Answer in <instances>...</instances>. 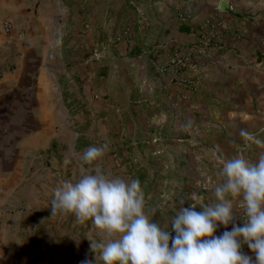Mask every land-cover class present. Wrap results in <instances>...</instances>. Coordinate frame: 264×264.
Here are the masks:
<instances>
[{
	"label": "crops",
	"instance_id": "obj_1",
	"mask_svg": "<svg viewBox=\"0 0 264 264\" xmlns=\"http://www.w3.org/2000/svg\"><path fill=\"white\" fill-rule=\"evenodd\" d=\"M262 7L264 0H0V24L12 25L2 37L12 48L0 51V264H94L88 257L73 261L65 251L42 256L36 248L41 239L29 233L42 223L59 229L52 194L62 181H71L74 157L82 169L80 127H94L100 140L108 132L102 97L125 94L132 103L125 131L130 143L121 146L131 147L130 154L121 152L131 174L146 167L144 150L156 130L169 123L179 132L182 103L191 104L195 96L217 97L222 89L226 95L214 99L207 113L227 121L204 136L215 133L222 147L237 152L243 148L241 128L264 139L262 115L257 121L251 111L264 101V63L258 59L264 52ZM62 12L89 23L68 54L42 45L61 33L31 29L33 23L56 21ZM179 14L185 22L178 21ZM174 54L185 58L183 68L168 65ZM172 103L176 107L167 110ZM163 133L165 138L169 132ZM214 148L219 146L210 151ZM256 152L254 146L244 150L250 161ZM67 216L62 214L63 231L70 228ZM46 242L53 244L52 238Z\"/></svg>",
	"mask_w": 264,
	"mask_h": 264
},
{
	"label": "clouds",
	"instance_id": "obj_2",
	"mask_svg": "<svg viewBox=\"0 0 264 264\" xmlns=\"http://www.w3.org/2000/svg\"><path fill=\"white\" fill-rule=\"evenodd\" d=\"M238 136L243 148L236 155L211 150L221 179L212 185L210 199L194 194L193 203L180 206L167 229L146 213L138 179L110 176L99 167L107 143L83 150L80 160L90 171L54 189L51 213L91 221L104 234L103 241L90 243L94 264L97 259L100 264H264V139L244 128ZM253 146L256 158L250 161L244 150ZM230 224V230L215 235Z\"/></svg>",
	"mask_w": 264,
	"mask_h": 264
},
{
	"label": "rangeland",
	"instance_id": "obj_3",
	"mask_svg": "<svg viewBox=\"0 0 264 264\" xmlns=\"http://www.w3.org/2000/svg\"><path fill=\"white\" fill-rule=\"evenodd\" d=\"M258 13L261 15L260 17H264V7L260 10L258 9ZM25 25L27 27L28 24ZM32 25V30L51 32V34L55 32L61 33L60 38H54V34L49 35L52 37L45 38L42 45L52 53L55 50H60V52L64 54L72 52L73 48L78 46V43L82 41L78 36H83V32L88 30L89 27V23L86 22L84 18L75 16L66 17L64 12H62L61 16L57 17L54 22L33 23ZM96 25L98 27L99 24ZM26 29L30 30V27L28 26ZM11 30L12 25H10V29L7 31L0 27V45L2 46L0 51L11 50L12 47L10 46L12 45L4 44L3 42L6 39H2V37L7 36ZM73 33H76L77 37L74 38L72 36ZM98 39L99 40L93 39V43L91 44L94 45L95 41L99 43L101 39L100 37ZM7 41L9 40H6V42ZM73 42L75 44H73ZM88 43L89 40L87 41V44ZM260 58L264 63V52H261L258 59ZM104 86H106V83H104ZM114 95L102 97L104 125L108 127V132L102 140L96 135V129L94 127L89 129L88 124L85 127H80L81 133H85L82 136L84 138V150L89 146H99L102 143H107L109 146L107 152L104 157L97 162L99 167L110 176H121L125 179H138L145 196V211H149L152 214V220L154 222L159 223L163 227V223L166 224L165 228L167 229L170 225L171 217L180 206L183 205L187 207V205L193 203L192 197L194 194L199 196L204 202H207L211 197L212 185L221 179L219 176V165L213 159L210 148H212L214 144L218 145L220 153L225 157H231L237 154V151L221 146L219 135L215 133H210L208 136L203 135L206 134L207 131H211L213 126L216 127L213 130L219 132V126H222L223 123L227 121L226 118L222 116H219L216 120L214 116L210 117L207 113V106L209 108L214 107V104H211L214 99L221 101L226 99V95L222 89L221 92L216 94L217 97L204 95L195 96L191 104L183 102L181 106L183 125L179 132L176 127L172 128V124L169 123H167L162 130L163 132H169L165 135V138L162 131L157 132L156 130V133L150 140L148 150H144L148 159L147 165L146 167L139 168V170L143 172H138V170L134 174L129 172L127 166H124L126 162L121 154L122 151L128 154L131 153L130 146L129 149H124L121 146H128L130 143V137L125 131L127 122H130L129 107L132 106V103L125 102V94L120 95L118 93ZM117 105L121 106L118 108L119 110L115 109ZM227 105L228 104H221L223 109H225ZM175 107L176 104L172 103L166 109L172 111ZM251 111L257 117V121L259 116L262 115V117H264V101L258 102L256 106L252 105ZM217 112L219 114L222 113L220 110ZM113 113L117 115L114 118H112L114 116ZM261 118H259V121L264 124V118L262 120ZM115 126L119 129L117 133L112 132V128L114 130L117 128ZM255 132L256 131H253L252 133ZM155 145L158 148H165L164 150H156V148H153ZM151 148H153V150ZM82 152L81 150V153ZM249 154L250 151L248 152V156ZM177 159L180 161L179 165ZM78 162L79 161L75 157L71 161V168L73 169L74 166V169H76L74 170V175L71 177V181L73 182L82 174L90 171V166L85 165H83L82 169L79 171L78 167H75V163ZM183 164L185 165L182 166ZM55 214L60 220L58 224L60 226L59 229H57V225L55 224L47 225L46 223H42L37 229L29 233L33 235L32 237L35 235L41 239L40 246L36 248L42 253V256L47 254L53 258L54 256L62 255V252L65 251V255H69L73 261H82L83 257H88L89 260H93L94 255L91 251L90 243L103 241L105 238L104 234L98 231L91 221L81 223L71 215L69 217L70 228L63 231L62 214L58 212ZM170 214L172 216H170ZM64 218L67 219L68 216L65 214ZM52 226H54V229ZM224 229L223 227L218 228L215 235L218 236L221 232L227 230ZM171 235H174V233ZM50 238H52L53 244H48L46 242L49 241ZM62 240H64V242ZM66 240L68 243H66Z\"/></svg>",
	"mask_w": 264,
	"mask_h": 264
},
{
	"label": "built area",
	"instance_id": "obj_4",
	"mask_svg": "<svg viewBox=\"0 0 264 264\" xmlns=\"http://www.w3.org/2000/svg\"><path fill=\"white\" fill-rule=\"evenodd\" d=\"M229 10H231V8L229 7ZM177 18H178V21L179 22H181V23H183V22H185V19H186V17L183 15V14H179L178 16H177ZM1 26V28L3 29V30H5V31H7L8 29H10V24L9 23H7V22H5V23H2V24H0ZM168 65L169 66H171V67H175V68H183L184 67V65H185V58H183V57H179L178 55H172V56H170L169 57V59H168ZM239 218H242V215L239 217V208H238V211H237V215H236V219H235V223L237 224V225H239L240 223H241V221H240V219ZM230 226H231V224H230ZM229 230V229H228ZM248 249H247V247L245 246L244 248H243V251L245 252V251H247Z\"/></svg>",
	"mask_w": 264,
	"mask_h": 264
}]
</instances>
